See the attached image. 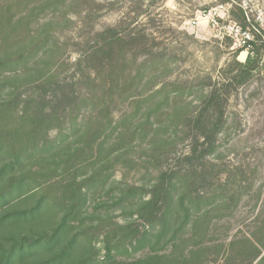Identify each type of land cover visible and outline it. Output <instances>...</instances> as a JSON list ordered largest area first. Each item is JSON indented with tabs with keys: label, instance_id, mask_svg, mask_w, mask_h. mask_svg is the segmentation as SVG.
I'll return each mask as SVG.
<instances>
[{
	"label": "trees",
	"instance_id": "16d2710c",
	"mask_svg": "<svg viewBox=\"0 0 264 264\" xmlns=\"http://www.w3.org/2000/svg\"><path fill=\"white\" fill-rule=\"evenodd\" d=\"M216 1L232 5L231 21L238 22L235 25L248 38L217 79L207 76L190 83L188 91L200 98L188 113L194 102L182 99L184 88L158 82L162 83L158 89V83L143 89L147 70L167 68L172 57L157 50L146 30L139 29L142 14L125 15L116 26L96 32L73 64L72 74L61 77L59 69L69 65L62 61L63 47L52 33L55 20L72 23L68 14L73 12L94 21L102 4L96 0H0V81L11 86L5 98H0V264H93L94 241L103 234L106 264H173L167 254L116 262L113 252L126 239L138 247L149 235L145 230L149 226L159 227L155 239L160 243L165 237V245L177 241L188 227L191 239L208 236L213 221L231 215L245 197L260 201L262 188L252 194L258 166L238 165L235 172L211 163L210 157L230 131L227 108L232 96L236 93L238 98L242 90L253 86L264 69V29L256 19L250 20L237 0ZM48 17L52 19L47 21ZM244 51L247 58L241 62L238 56ZM257 91L254 88L249 98L256 97ZM126 102L143 106L132 132L144 144L147 170H157L158 175L150 188L132 185L121 192L119 202L139 197L130 204L135 208L129 212L130 222L109 226L100 222L75 232V223H85L84 189L104 171L98 161H120L127 154L122 147L127 132L121 123L135 114L124 113L115 125L112 118L113 110ZM88 107L91 114L76 134L78 146L59 157L56 169L63 167L60 174L36 182L44 175L41 170L16 169L49 147L45 135L51 129L61 128L71 115ZM240 125L236 124V132ZM111 136L117 152L102 159L103 146ZM179 144H187L186 153L177 154ZM173 156L177 164L166 167ZM91 164L95 165L92 174L78 181V172ZM30 179L35 181L33 188L27 183ZM27 185L29 190L24 191ZM39 189L47 192L36 195L33 205L25 208ZM50 196L61 210L53 226L44 223L42 213ZM255 226L249 237L230 247L236 245V253L249 256V264H264V209L256 215ZM82 241L87 243L83 249ZM195 253L191 251L190 261H195Z\"/></svg>",
	"mask_w": 264,
	"mask_h": 264
},
{
	"label": "rangeland",
	"instance_id": "374dc122",
	"mask_svg": "<svg viewBox=\"0 0 264 264\" xmlns=\"http://www.w3.org/2000/svg\"><path fill=\"white\" fill-rule=\"evenodd\" d=\"M96 1L102 4V9L96 11L95 15L98 17L94 21L86 18L85 14L79 16L73 12L68 14L72 23H67L61 18L55 20L52 33L59 39L63 47L62 61L69 65L59 69L61 77H69L72 74L73 64L87 48V42L96 32L116 26L125 15L134 17L137 14H142L137 22L140 23L139 29L146 30L151 44L157 50L166 52L169 58L172 57L167 68L153 71L151 67L147 70V83L143 89L147 90L158 82H172L176 88H184L182 99L187 103L194 102L186 110L189 113L200 98L199 95H192L188 91L190 83L207 76H211L213 80L217 79L220 69L225 67L236 50L243 44L244 34H239L234 28L238 22L231 21L229 14L231 4L222 5L216 0ZM237 3L247 11L250 20L256 19L264 29V0H237ZM51 19L52 17H48L46 20ZM247 31L249 32V29ZM247 54L246 51L242 52L238 56V60L245 61ZM154 67H158V65ZM6 74L13 76V74ZM161 85L162 83H158L155 89L160 88ZM10 88L9 83L0 81V98H5ZM254 88H258L257 96L249 98ZM227 109L230 131L220 140V147L215 154L211 155L210 162L221 168L228 167L229 170L235 172L238 165L245 168L248 165L252 168L258 166L252 194L262 188L260 201L252 197H245L238 209L235 208L231 215L213 221L210 234L199 238L203 239L202 242L199 239H191V228L188 227L182 230L177 241L165 245L166 238L163 237L162 241L158 243L155 235L158 234L159 227L149 226L145 229L149 235L142 240L138 247L132 245L130 239H126L118 249L114 250L113 256L116 262L130 263L144 260L154 254H167L172 257L173 264H249L250 257L241 251L236 253V245L232 248L230 244L251 235L256 227L255 217L259 211L264 209V69H262L260 78H256L253 86L242 90L238 98L234 93ZM124 113L135 114V117L121 123L123 128L120 127L127 132L122 143V147L127 149V154L120 161L113 159L107 164L98 161L100 166L103 164L104 171L89 182L84 189L87 197L83 207L85 223H75V232L82 233L91 224L96 225L100 222L105 226L114 223L124 225L130 222L132 219L129 217V212L135 209H131L130 204L139 197H131L119 202L121 192L125 191L126 186L132 185L150 188L158 175L157 170H147V165L143 162L144 144H141V137L132 132L133 125L137 124V120L143 113V106H130L129 102L120 105L112 113L114 125L120 121ZM90 114L91 108H84L81 112L71 115V118L61 128L51 129L45 135L46 144L49 147L45 150L42 149L24 161L23 165H18L16 169L41 170L44 175L34 179L36 182H42L44 176L48 177L53 173L60 174L63 167L60 166L58 170L56 169L59 166V157L78 146L76 134L82 129V124ZM239 123L241 125L236 132V124ZM147 129L150 130V127L148 126ZM113 140L114 136L106 140L102 159L117 152L112 145ZM187 150V144H179L177 154L186 153ZM176 164L177 161L173 156L166 167L171 168ZM94 168L95 165L91 164L79 171L78 181L92 174ZM34 180L27 181L32 188L35 187ZM233 181L236 189V179ZM28 190L29 186L27 185L24 191ZM37 192L27 202L25 208L33 205L37 199L36 195L40 196L47 191L39 189ZM54 201V197H48L45 208H42V213L46 215L44 223L51 226L57 222L61 214V210L57 205H54ZM95 230L92 229V232L95 233ZM103 240L104 234L94 241L97 251L93 264L107 263L108 258ZM86 245L87 243L82 241V249ZM153 247L157 251L153 252ZM192 250L197 252L194 254L195 261H190ZM254 264H257V261Z\"/></svg>",
	"mask_w": 264,
	"mask_h": 264
},
{
	"label": "built area",
	"instance_id": "2783aa9c",
	"mask_svg": "<svg viewBox=\"0 0 264 264\" xmlns=\"http://www.w3.org/2000/svg\"><path fill=\"white\" fill-rule=\"evenodd\" d=\"M234 28L236 29V31H238L239 34H244V38H242L243 40V44L240 45V47L244 46L245 45V38H248V36L246 35V33L242 32L241 29L237 26H234Z\"/></svg>",
	"mask_w": 264,
	"mask_h": 264
},
{
	"label": "water",
	"instance_id": "95a60500",
	"mask_svg": "<svg viewBox=\"0 0 264 264\" xmlns=\"http://www.w3.org/2000/svg\"><path fill=\"white\" fill-rule=\"evenodd\" d=\"M240 61V60H239ZM241 62H245V61H241Z\"/></svg>",
	"mask_w": 264,
	"mask_h": 264
}]
</instances>
